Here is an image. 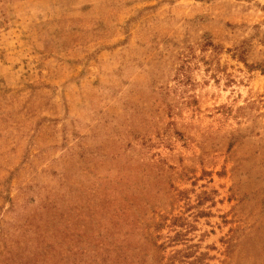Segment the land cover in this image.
<instances>
[{
	"label": "rangeland",
	"instance_id": "rangeland-1",
	"mask_svg": "<svg viewBox=\"0 0 264 264\" xmlns=\"http://www.w3.org/2000/svg\"><path fill=\"white\" fill-rule=\"evenodd\" d=\"M132 255L264 264V0H0V264Z\"/></svg>",
	"mask_w": 264,
	"mask_h": 264
},
{
	"label": "trees",
	"instance_id": "trees-1",
	"mask_svg": "<svg viewBox=\"0 0 264 264\" xmlns=\"http://www.w3.org/2000/svg\"><path fill=\"white\" fill-rule=\"evenodd\" d=\"M154 245V244H153ZM156 245V244H155ZM157 247H161V245H156ZM113 248H115V249H120L119 247H118V245H113ZM138 259H139V257H137L136 255H132L131 257H130V261L128 262V263H130V264H137L136 263V261H138ZM140 260V259H139ZM139 264H141V263H139Z\"/></svg>",
	"mask_w": 264,
	"mask_h": 264
}]
</instances>
